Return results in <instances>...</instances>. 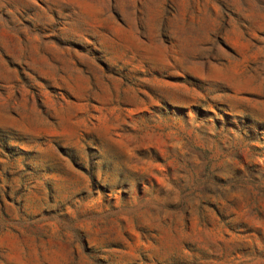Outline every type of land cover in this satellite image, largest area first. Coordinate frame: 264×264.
I'll use <instances>...</instances> for the list:
<instances>
[{"label":"rangeland","instance_id":"rangeland-1","mask_svg":"<svg viewBox=\"0 0 264 264\" xmlns=\"http://www.w3.org/2000/svg\"><path fill=\"white\" fill-rule=\"evenodd\" d=\"M0 264H264V0H0Z\"/></svg>","mask_w":264,"mask_h":264}]
</instances>
